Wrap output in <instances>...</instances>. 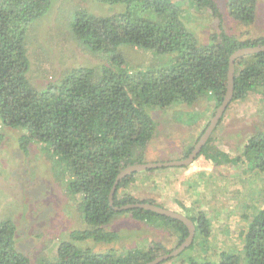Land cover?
I'll use <instances>...</instances> for the list:
<instances>
[{"label": "trees", "instance_id": "trees-1", "mask_svg": "<svg viewBox=\"0 0 264 264\" xmlns=\"http://www.w3.org/2000/svg\"><path fill=\"white\" fill-rule=\"evenodd\" d=\"M56 1L0 0V119L9 127L25 131L18 137L21 150L29 153L30 145L39 143L52 161L56 176L59 177L60 171L70 172L66 187L74 198L81 199L82 216L89 225V228L71 231L69 239L60 242L55 260L40 255L37 264H145L160 251L171 250L152 241L148 249L136 248L119 254L114 250L96 252L90 247H81L80 243L116 241L119 233L109 230L108 225L121 213L131 214L169 233L173 231L177 246L185 240L189 229L178 218L143 208L117 210L115 207L136 202L163 206L154 200L138 199L129 191L121 197L120 193L140 172L151 173L153 179L154 174L161 176V169L176 176L178 169L186 166L157 167L125 176L116 186L114 206L110 203L111 191L123 169L151 160L147 148L158 132V121L152 113L182 102L188 108L179 111L178 116L184 126L189 127L187 133H192L204 115L196 124L199 112H195L193 119L188 117L192 112L190 107L199 98L207 97L218 108L228 91L230 57L239 48L264 45V36L240 39L222 30L211 33L208 43H200L196 32L185 21L182 6L174 0H96L122 6H118V13L106 17H99L82 5H70L74 7V17L71 26L68 25L73 37L92 53H109V63L98 69L72 67L56 81L37 88L30 80L32 61L27 33L34 22L48 15ZM195 1L199 7H207L222 18L215 0ZM227 7L234 19L247 24L264 11V0H228ZM125 44L155 53L157 65L132 70L120 51V46ZM250 92L264 99V50L240 56L235 61L230 104L246 98ZM192 122L195 125H191ZM253 131L247 135L240 154H229L214 146L211 134L198 157L203 155L215 165L242 168L241 172L248 176L242 182L264 180V128ZM238 134L243 137L242 132ZM194 146L185 150L182 157L188 156ZM196 175L199 182L206 181L211 186V189L196 190L207 201L209 191L213 193L211 198H216L215 194L227 187H215L217 181L223 182L225 177L216 170H201ZM145 177L140 180L151 182ZM192 177L184 180L191 188L199 184ZM237 193L239 195L238 190ZM255 196L259 197L260 206L255 205L254 196L251 203L250 196L240 197L247 200V205L242 204L240 210L242 218L248 222L247 230L242 232V254L224 250L218 259L192 254L186 262L241 264L244 259L247 264H264V186ZM183 203L184 213L194 221L196 234L194 243L181 254L193 249L195 241L206 243L212 234L211 219L202 211L189 213V206ZM211 208L219 209L214 205ZM17 230L11 216L0 219V264H32L18 247Z\"/></svg>", "mask_w": 264, "mask_h": 264}, {"label": "rangeland", "instance_id": "rangeland-1", "mask_svg": "<svg viewBox=\"0 0 264 264\" xmlns=\"http://www.w3.org/2000/svg\"><path fill=\"white\" fill-rule=\"evenodd\" d=\"M174 1L182 6L186 16L185 21L196 32L200 43H208L211 33L222 30L240 39L264 36L263 10L254 22L246 24L237 21L229 14L228 0H215L219 4L222 18L215 16L207 7H199L195 0ZM70 5L87 7L85 10L96 13L95 15L99 17L116 14L119 11L118 6H121H112L96 0H57L47 16L34 22L28 30L27 42L32 61L30 80L37 88L46 87L48 83L56 81L72 67L92 66L98 69L109 63V53H92L73 37L69 25L74 17V7ZM120 51L126 59L127 66L134 71H139L146 65L154 67L158 63V60L155 62L158 57L155 53L139 47L125 44L120 46ZM187 108L186 104L180 102L152 113L158 121V132L147 148L151 159L159 161V159L183 158L185 150L196 144L197 138L208 127L217 110L213 101L207 97L199 98L190 107L192 112L187 116L193 119L195 112H199V115L196 114L197 124L203 113V122L201 121L192 133H187L189 127L184 126L186 124L180 119L181 116H178L179 111ZM220 121L221 123H218L212 132V144L229 154H240L243 144L248 140L247 135L252 134L253 130L264 128V99L250 92L246 98L234 100ZM191 125H195L194 122ZM24 132L23 129L5 125L0 119V219L11 216L15 220L18 227L16 235L18 247L31 259L32 264H37L40 255L55 260L60 242L69 239L71 231L89 228V225L82 216L81 199L78 196L77 199L74 198L66 187L65 180H69L70 172L60 171L59 177L56 176L52 170V161L43 152L39 143H32L29 153L21 150L18 137ZM239 132L243 133L242 138ZM202 156L196 158L192 164H199ZM207 163L213 165L210 160ZM241 169L233 165L220 166L217 171L224 175V181H227L226 183L217 181L215 187L221 185L227 187L215 194L216 198H211L213 193L208 190L209 201L202 199L197 191L187 193L191 186L186 184L184 176L180 173H176L175 176L169 172L162 178V172L169 171L164 169L159 171L160 181L154 179V173L151 179V173L140 172L135 180L121 191L120 197L124 192L129 191L138 199L154 200L178 212H184L181 203L185 202L189 206V213L202 211L211 219L212 234L206 243L202 240L195 241L193 249L162 264H188L187 258L192 254L208 259H218L219 253L224 250L242 254L244 246L242 232L247 230L248 222L242 218L243 211L240 210L242 204L247 205V200L240 197L250 196L251 203L254 196L255 205L259 204V197L255 195L264 186V180L242 182L241 180L247 179L248 176L241 172ZM184 170L187 173L185 176L191 174L189 168ZM198 171L201 170H197L194 175ZM143 176H146L144 179L155 182L150 184L149 180H140ZM192 179L199 182L197 175ZM196 186L193 188L196 189ZM212 205L219 209L213 210ZM108 229L119 233L116 241L112 243L82 241L81 247H90L96 252L114 250L119 254L136 248L148 249L152 241L160 243L167 250L177 247L178 239L173 231L169 233L168 230L157 225H149L131 214L116 215L108 225ZM163 253L165 251H160L158 254ZM241 264L247 263L242 259Z\"/></svg>", "mask_w": 264, "mask_h": 264}, {"label": "water", "instance_id": "water-1", "mask_svg": "<svg viewBox=\"0 0 264 264\" xmlns=\"http://www.w3.org/2000/svg\"><path fill=\"white\" fill-rule=\"evenodd\" d=\"M264 50V45L261 46H246L239 48L236 50L232 56L230 57V66H229V84H228V91L227 94L223 100V102L219 105L217 108L214 116L212 117L208 127L206 128L205 132L200 137L199 141L196 143L194 148L192 149V152H190L189 156L184 157L179 160H170V161H157V162H141V163H135L132 164L125 169H123L117 176L115 185L111 191L110 194V203L112 206H114V194L116 190L117 184L120 182L122 178L129 174H133L134 172L144 171L151 168H157V167H169V166H186L191 164L196 157L199 155V153L202 150V147L205 145V143L210 138L213 130L215 129L216 125L218 124L219 120L223 116L224 112L226 111L228 105L233 99V93H234V71H235V61L240 56L257 53ZM133 208H143L146 210H152L154 212H157L159 214L163 215H169L174 218H178L182 220L189 229V235L185 238V240L178 245L174 250L171 252H167L161 255H158L153 260H150L146 262L145 264H161L162 262L169 260L170 258H173L177 255H179L181 252L186 250L194 241L195 234H196V226L194 224V221L185 215L182 212H178L175 210H171L169 208L150 203V202H136V203H130L123 205L121 207H115L117 210H128Z\"/></svg>", "mask_w": 264, "mask_h": 264}, {"label": "crops", "instance_id": "crops-1", "mask_svg": "<svg viewBox=\"0 0 264 264\" xmlns=\"http://www.w3.org/2000/svg\"><path fill=\"white\" fill-rule=\"evenodd\" d=\"M202 115H204L203 113H202ZM189 143V142H188ZM203 157V156H202ZM200 158V159H202V161H200V163L199 164H192V165H190V166H188V167H186V168H189V170L188 171H190V173L191 174H189V175H186L185 176V174H187L186 173V170H184V169H186V168H180V170H179V172L178 173H180V174H182L183 176H184V179L185 180H188V179H190L189 177H192V176H194V173L197 171V170H206V171H211V169L213 168V170H215L216 169V171L217 170H219V167L221 166V165H215V164H208L207 163V161H208V159H206L205 157H203V158ZM213 163V162H212ZM218 172V171H217ZM169 172H167V174H168ZM166 173H162V176L164 177L165 175H167ZM160 175V174H159ZM158 174H156V176H159ZM157 181H160V180H157ZM141 185H142V183H141ZM208 185V184H207ZM206 185V186H207ZM197 189V188H196ZM196 189L194 190V189H192V188H190V189H188L187 190V193H190V192H194V191H196ZM203 189V188H202ZM202 189H198V190H202Z\"/></svg>", "mask_w": 264, "mask_h": 264}, {"label": "clouds", "instance_id": "clouds-1", "mask_svg": "<svg viewBox=\"0 0 264 264\" xmlns=\"http://www.w3.org/2000/svg\"><path fill=\"white\" fill-rule=\"evenodd\" d=\"M201 156H202V155H201ZM204 157H205V156H204ZM196 158H198V156H197ZM205 158H206V157H205ZM178 160H179V159H178ZM195 160H196V159H195ZM195 160H194V161H195ZM208 160H209V159H208ZM194 161H193V162H194ZM193 162H192V163H193ZM210 162L212 163L211 160H210ZM192 163H191V164H192ZM213 164H214V163H213ZM188 166H189V165H186V167H188ZM159 177H160V176H156V174H155V178H154V179L159 180ZM152 182H155V180H153V181H151V182H149V183L152 184ZM206 184H207L206 182H199V184L197 185V189H196V190L198 191V189H202V187H204V188H205V187H209V189H211V186H209V185L206 186ZM145 185H146V184H145ZM179 212H181V211H179ZM182 213H184V212H182ZM184 214H185V213H184ZM185 215H186V214H185ZM193 243H194V241H193ZM174 249H175V248H174ZM174 249H173V250H174ZM171 251H172V250H171ZM166 253H167V252H166ZM181 253H182V252H181ZM181 253H180V254H181ZM163 254H164V253H163ZM160 255H161V254H160ZM177 256H178V255H177ZM175 257H176V256H175ZM173 258H174V257H173ZM170 259H172V258H170ZM164 262H165V261H164ZM162 263H163V262H162ZM162 263H161V264H162Z\"/></svg>", "mask_w": 264, "mask_h": 264}, {"label": "flooded vegetation", "instance_id": "flooded-vegetation-1", "mask_svg": "<svg viewBox=\"0 0 264 264\" xmlns=\"http://www.w3.org/2000/svg\"><path fill=\"white\" fill-rule=\"evenodd\" d=\"M204 132H205V131H204ZM204 132H203V133H204ZM195 145H196V144H195ZM191 152H192V151H191ZM189 154H190V153H189ZM189 154H188V156H189ZM186 157H187V156H186ZM155 160H156V159H155ZM155 160L153 161V159H151L149 162H157V161H155ZM159 161H161V160L159 159ZM159 161H158V162H159ZM166 161H170V160H166Z\"/></svg>", "mask_w": 264, "mask_h": 264}]
</instances>
